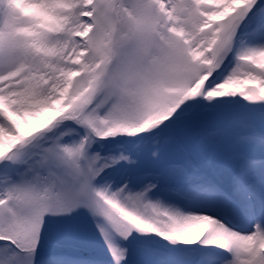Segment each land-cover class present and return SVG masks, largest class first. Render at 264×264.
<instances>
[{
  "label": "snow or ice",
  "instance_id": "obj_1",
  "mask_svg": "<svg viewBox=\"0 0 264 264\" xmlns=\"http://www.w3.org/2000/svg\"><path fill=\"white\" fill-rule=\"evenodd\" d=\"M0 264H264V0H0Z\"/></svg>",
  "mask_w": 264,
  "mask_h": 264
},
{
  "label": "rangeland",
  "instance_id": "obj_2",
  "mask_svg": "<svg viewBox=\"0 0 264 264\" xmlns=\"http://www.w3.org/2000/svg\"><path fill=\"white\" fill-rule=\"evenodd\" d=\"M221 117L204 116L199 117L198 121L201 127H214L218 124ZM196 130H193L187 138L178 140L173 143L164 153H162L160 160L153 161L149 157H145L142 165L145 167H168L170 165L182 166L190 162L196 161V152L194 150V140ZM179 171V169H177ZM69 250H72L71 248ZM77 251L83 254H90L93 250L80 247Z\"/></svg>",
  "mask_w": 264,
  "mask_h": 264
},
{
  "label": "bare ground",
  "instance_id": "obj_3",
  "mask_svg": "<svg viewBox=\"0 0 264 264\" xmlns=\"http://www.w3.org/2000/svg\"><path fill=\"white\" fill-rule=\"evenodd\" d=\"M179 173V171L177 170V174Z\"/></svg>",
  "mask_w": 264,
  "mask_h": 264
}]
</instances>
